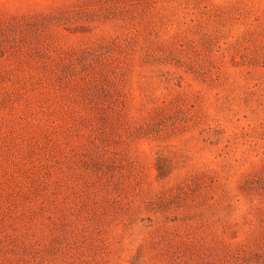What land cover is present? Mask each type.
<instances>
[{
  "label": "rangeland",
  "instance_id": "rangeland-1",
  "mask_svg": "<svg viewBox=\"0 0 264 264\" xmlns=\"http://www.w3.org/2000/svg\"><path fill=\"white\" fill-rule=\"evenodd\" d=\"M0 264H264V0H0Z\"/></svg>",
  "mask_w": 264,
  "mask_h": 264
}]
</instances>
